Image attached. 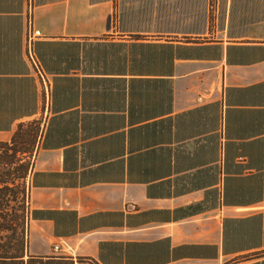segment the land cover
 Segmentation results:
<instances>
[{"label":"crops","instance_id":"crops-1","mask_svg":"<svg viewBox=\"0 0 264 264\" xmlns=\"http://www.w3.org/2000/svg\"><path fill=\"white\" fill-rule=\"evenodd\" d=\"M151 5L0 0V139L38 129L27 252L264 264V38L205 39Z\"/></svg>","mask_w":264,"mask_h":264},{"label":"trees","instance_id":"trees-1","mask_svg":"<svg viewBox=\"0 0 264 264\" xmlns=\"http://www.w3.org/2000/svg\"><path fill=\"white\" fill-rule=\"evenodd\" d=\"M22 126L18 124L9 139H0V264H74L71 256L27 252L30 210L26 179L32 168L33 136Z\"/></svg>","mask_w":264,"mask_h":264},{"label":"rangeland","instance_id":"rangeland-1","mask_svg":"<svg viewBox=\"0 0 264 264\" xmlns=\"http://www.w3.org/2000/svg\"><path fill=\"white\" fill-rule=\"evenodd\" d=\"M139 1L151 8V0ZM156 1V0H155ZM161 15L175 18L174 26L183 31L202 33V38L225 37L264 38V0H159ZM252 19H256L251 21ZM164 23H162L163 25ZM165 25V24H164ZM22 130L32 134L33 152L38 129L33 123H25ZM34 133V134H33Z\"/></svg>","mask_w":264,"mask_h":264},{"label":"built area","instance_id":"built-area-1","mask_svg":"<svg viewBox=\"0 0 264 264\" xmlns=\"http://www.w3.org/2000/svg\"><path fill=\"white\" fill-rule=\"evenodd\" d=\"M41 36L42 34L38 29H32L30 27L29 30H27L26 35H25L23 54H24V59L30 65L33 73L37 76L40 82L42 81V82L47 83V87H48V82L46 78L44 77V74L42 70L40 69L38 61L33 53V43L36 39H38ZM57 248H58L57 245H53L54 250ZM72 259H73L74 264H90V262L87 260H79L78 258H75V257L74 258L72 257Z\"/></svg>","mask_w":264,"mask_h":264}]
</instances>
